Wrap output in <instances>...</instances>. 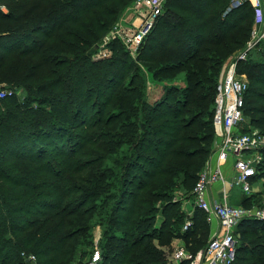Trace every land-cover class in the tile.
<instances>
[{
  "label": "trees",
  "instance_id": "trees-1",
  "mask_svg": "<svg viewBox=\"0 0 264 264\" xmlns=\"http://www.w3.org/2000/svg\"><path fill=\"white\" fill-rule=\"evenodd\" d=\"M231 1L167 2L138 61L154 79L184 77L152 102L121 41L96 59L135 0H0V84L27 92L0 100V264H87L98 227L102 264H171L176 241L206 249L207 214L195 209L183 231L189 217L174 197L196 186L213 149L220 68L250 40L255 10L227 13ZM240 65L245 110L251 97L264 130V62ZM236 234L234 264H264V220Z\"/></svg>",
  "mask_w": 264,
  "mask_h": 264
},
{
  "label": "built area",
  "instance_id": "built-area-1",
  "mask_svg": "<svg viewBox=\"0 0 264 264\" xmlns=\"http://www.w3.org/2000/svg\"><path fill=\"white\" fill-rule=\"evenodd\" d=\"M169 0H135L130 17L121 19L104 39L96 54L97 60L110 58L113 54L109 45L121 41L131 53L139 50L146 38L153 32ZM249 3L255 10L254 28L246 47L231 56L226 71L217 85L214 125L217 130V144L213 158L200 173L193 189L195 209L207 214L208 220L217 221L206 249L196 254L185 247H174L171 264H234L237 258L238 239L236 230L246 219L264 220V211L258 212L242 205H235L230 194L239 187L243 195H250L255 177L259 173L264 151V134L258 130H244L242 123L245 112V97L249 80L239 72V65L246 62L249 53L258 41L264 39V0H233L227 10ZM14 94L11 89L0 87V100ZM228 166V168H225ZM220 189L215 193V187ZM191 214L183 231L193 226ZM29 262L35 263L36 256L23 254ZM103 251L96 244L95 251L87 264H102Z\"/></svg>",
  "mask_w": 264,
  "mask_h": 264
},
{
  "label": "rangeland",
  "instance_id": "rangeland-1",
  "mask_svg": "<svg viewBox=\"0 0 264 264\" xmlns=\"http://www.w3.org/2000/svg\"><path fill=\"white\" fill-rule=\"evenodd\" d=\"M132 6H133V4L131 6H129L128 8H126L122 12V14L120 16V19H119V22L121 21V19H123L125 17L126 13L129 14L131 12ZM2 10L4 12H7V10L4 9V8H2ZM254 27L255 26H253V28ZM102 44H103V42L99 46H97V50L98 51L102 47ZM239 53H237V54H239ZM139 54H140V49L138 51H136V52H132L131 53L132 56H130L133 64L136 65L135 66V71L138 74L137 75L138 79H139L138 82L142 83V81H144V84H146V86H147V93H149L152 102H154L155 100L161 99V98L162 99L165 98L166 97V91L163 90V87L166 86V85L171 86V84H173V82L176 81L175 78L177 76H179V77L183 76L184 77L183 72L182 71H177V72H175L173 75H171L169 77L154 79L152 77V72H150L149 69H148V65L144 64L143 62L138 61ZM233 55L234 54L230 55L228 57V59L224 62L222 68H220V73H221L220 74V79H221L222 75L224 74V72L226 71V65L230 61V59H231L230 57L233 56ZM256 61L264 62V39L257 42L256 46L249 53V57H248V60L246 62L249 63V62H256ZM243 63H245V62H243ZM240 66L241 65H239V67ZM239 70H241L242 74H244L242 66H241V68ZM247 78H248V76H247ZM171 79L174 80V81H172ZM219 82H220V80H218V83ZM174 83L181 85L180 81H177V82H174ZM0 87H2L4 89L6 88V89L13 90L14 93L18 94V96H19V98L21 99L22 102H24L25 99L27 98V92L25 91V89L10 88L5 83H1ZM181 88H183V87H181ZM120 90H121V88L116 93H118ZM255 90L256 91H260L261 89H257L256 88ZM260 92H264V91H260ZM263 104L264 103H262L261 105H263ZM3 106L4 105L0 101V108H1L2 112L4 111V107ZM35 106H36V104H35ZM171 106H174V105L172 104ZM98 107L96 106V108H91L90 117H89V121L90 122H94L99 117V113H98V109H97ZM253 107H254L253 99L251 97H249L247 99V101H246V110L244 112V119H243V123H242V129H244V130H258L259 132L264 134L263 128L261 126H259L258 124H254V119H253L254 118V114L251 113V109ZM164 110H167V109H164ZM167 111H169V110H167ZM214 129H215V135H214V139H213V143H212L213 144V149H212V152H211V154L209 156L208 161L206 162V165L209 162H211V159L213 158V154L215 152V147H216V144H217V130H216L215 127H214ZM80 132H81V130L77 131V133H80ZM76 139H77L76 142H78V144H80V145L84 144L81 139H79V138H76ZM259 156H261L262 160L264 161V151L259 153ZM263 161H262V163H263ZM262 163L260 164V166L262 165ZM206 165H205V167H206ZM230 198H232V200H235L233 202L235 205H242V206H244V207H246L248 209H252V210H255V211H258V212H263L264 211V180H254L253 190H252L250 195H243L241 189L239 187H235L234 191H232L231 194H230ZM174 200L177 201V202H180L181 209L184 210L185 214L189 218H190L191 214H193L195 212V197H194V194H193L192 190L191 191L184 190L182 192L177 191L175 193ZM159 216H162V215L159 214ZM206 221L210 225V226L207 225L210 228V231H209V234H208V237H207V241H209L211 236H212V230H213L212 229V225L213 224H212V222H210V220H208V218L206 219ZM93 234H94L95 247H96V244H98V246H99V243H100V241L102 239V235H103L102 228L101 227L96 228L94 230ZM237 239H239V236H237ZM176 244L178 246H175V247L185 246V244L182 243L181 241H176ZM165 249L168 252V257H169L168 259H169V262H170V257L171 256L173 257L172 254L174 252V245H173V248H172V252L169 249H167V248H165Z\"/></svg>",
  "mask_w": 264,
  "mask_h": 264
},
{
  "label": "crops",
  "instance_id": "crops-1",
  "mask_svg": "<svg viewBox=\"0 0 264 264\" xmlns=\"http://www.w3.org/2000/svg\"><path fill=\"white\" fill-rule=\"evenodd\" d=\"M127 16L130 17V13H129V14L126 13V14H125V17H127ZM125 17H124V18H125ZM211 161H212L213 163H215V158H212ZM225 168H228V166H226ZM219 189H220V187H219V185H217V186L215 187V191H214V192L216 193ZM233 191H234V190H233ZM230 201L233 203L235 200H232V198H231ZM212 224H213V225H212V229H213V230H212V233H213V231H215V229L217 228L218 223H217L216 220H214V221L212 222ZM173 245H174V247H175V246H178V245L176 244V242H174ZM182 247H183V246H182Z\"/></svg>",
  "mask_w": 264,
  "mask_h": 264
}]
</instances>
